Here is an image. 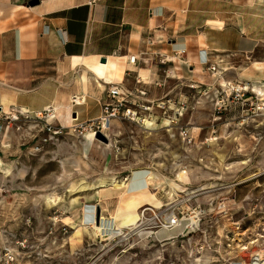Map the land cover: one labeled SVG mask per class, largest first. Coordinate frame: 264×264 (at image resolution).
Masks as SVG:
<instances>
[{"label":"rangeland","instance_id":"rangeland-1","mask_svg":"<svg viewBox=\"0 0 264 264\" xmlns=\"http://www.w3.org/2000/svg\"><path fill=\"white\" fill-rule=\"evenodd\" d=\"M240 60L238 69L228 76L238 81L230 83L238 90L248 87L247 82L260 86L264 69ZM205 76L206 80L200 79L203 87L197 89L176 88L177 80L170 78L160 97L150 98L151 103L144 89L145 99L136 100L151 109H137L142 117L150 118L148 123L112 121L108 147L97 134L88 147V134L93 131L73 126L81 123L68 119L78 109L73 103L41 116V112L7 113L0 132V264H222L211 263V255L199 260L195 259L198 255L191 256L199 244L198 236L190 243L187 237L175 240L171 232L159 231L154 225L132 229L136 223L120 228L110 219L102 233L91 225L97 209L100 215L104 209L97 198L99 189L126 190L124 179L131 180L143 170L151 171L150 189L155 193L161 186L162 201L167 204L172 202L174 183L185 187L191 176L215 179L223 161H244L242 171L250 164L263 167L264 88L248 87L238 95L224 91L228 82L217 75ZM142 77L147 79L146 72ZM168 99L186 105L176 125L169 116L177 104L161 107ZM46 122L56 133L44 128ZM180 127L190 129L193 145L182 141ZM185 165L187 174L181 172Z\"/></svg>","mask_w":264,"mask_h":264},{"label":"crops","instance_id":"crops-1","mask_svg":"<svg viewBox=\"0 0 264 264\" xmlns=\"http://www.w3.org/2000/svg\"><path fill=\"white\" fill-rule=\"evenodd\" d=\"M31 1L36 0H0V110L6 114L62 110L79 97L84 100L72 105L78 107L72 110L74 117L88 122L102 115L112 83L127 91L146 89L148 102L160 97L170 78L177 80L176 88L193 83L203 87L200 79L213 75L201 64L202 54L224 68L225 82L238 81L228 76L238 69L239 59L264 69V0ZM131 57H137L134 64ZM246 85L264 88V82ZM223 163L221 176H191L185 185L207 186L220 177L230 181L256 168L250 164L242 171L244 161ZM160 187L154 193L160 204L144 203L137 213L143 206L164 204ZM123 188L99 189L106 219L114 220L121 195L128 190ZM215 232L222 234L221 227Z\"/></svg>","mask_w":264,"mask_h":264},{"label":"built area","instance_id":"built-area-1","mask_svg":"<svg viewBox=\"0 0 264 264\" xmlns=\"http://www.w3.org/2000/svg\"><path fill=\"white\" fill-rule=\"evenodd\" d=\"M184 52L182 50L179 53ZM136 59L137 57L130 60L135 63ZM200 61L213 75L222 78L224 68L218 69L216 64H211L206 54L201 55ZM225 84L228 85L223 87L224 91L230 90L238 95L248 90L246 86L238 90L230 82ZM189 87L198 88L195 83L190 84ZM146 95L147 92L144 89L127 91L120 84L112 83L107 88L108 100L103 103L102 115L98 119L81 122L74 127L91 130L95 135L101 132L106 136L104 132L108 133L112 121L117 119L144 124L146 117H142L137 108L146 111L151 108L136 99ZM73 104L77 105L76 97L73 99ZM169 104L179 105L181 102L168 99L161 103V107L166 109ZM177 105L174 113L169 116L170 123L175 125L186 110L183 102L181 106ZM262 106L264 107V103ZM47 112L46 110L43 113L47 114ZM6 115L0 110V132L4 129ZM14 118L16 120L17 116ZM44 128L56 133L50 122H46ZM179 136L187 146L194 144V137L188 127H180ZM187 169L188 165H185L181 172L187 174ZM224 169L228 171L230 167ZM126 180L128 177L124 179ZM252 180L254 182L250 187L249 182ZM244 188L247 190L243 194ZM170 197L172 202L163 204L161 207L143 206L139 210L137 225L132 229L154 225V228L159 231L171 232L175 240L187 237L190 243L192 238L198 236L199 244L195 252H191V256L198 255L195 258L198 260L211 255L210 257L213 258L211 263L264 264V167L255 168L252 174L235 177L230 181L220 177L215 184L199 188H190L189 185H185L183 189H173ZM218 227H221L222 234L215 235V229Z\"/></svg>","mask_w":264,"mask_h":264},{"label":"bare ground","instance_id":"bare-ground-1","mask_svg":"<svg viewBox=\"0 0 264 264\" xmlns=\"http://www.w3.org/2000/svg\"><path fill=\"white\" fill-rule=\"evenodd\" d=\"M132 58H136V57H131L130 59ZM130 63H134V61L130 60ZM99 87L103 89L105 88V86L102 83H99ZM76 100L78 105H82L84 98L82 99L76 97ZM39 115L41 116L42 112L39 113ZM71 120L72 122L76 121L75 117L72 115H71ZM148 120L149 119L147 118L144 119V124L148 123ZM104 133L106 134L110 142L111 136L107 132ZM88 140H89V144H88L89 147L96 140L95 134L89 133ZM109 142L105 143L107 147L110 146ZM151 175H152L151 171L143 170V172H139L135 174L133 177H131V180L128 179L126 182H124V185L128 187V190L124 191L123 194L121 195L116 214L115 216H113L114 220L118 224V227L127 228L128 226L136 224L139 220V214L137 213V210L144 203H149L157 206L160 204L159 200L155 197L154 193L151 191L149 186V179L151 178ZM129 180L130 182L128 183ZM174 186L178 189H183V187L180 184L174 183ZM93 219L94 220L91 223L92 227L95 229L96 232L102 233V231L106 227L105 223H107L106 221H108L109 219H106L105 216H102V218H100V224L97 223L95 217Z\"/></svg>","mask_w":264,"mask_h":264},{"label":"water","instance_id":"water-1","mask_svg":"<svg viewBox=\"0 0 264 264\" xmlns=\"http://www.w3.org/2000/svg\"><path fill=\"white\" fill-rule=\"evenodd\" d=\"M35 2H37V0L31 1L30 4L35 5L36 4ZM102 61L105 62V59H102ZM97 139H100L101 141H104L105 143L109 142V139L104 134H102L101 132L97 133ZM100 216H101L100 215V209H97L96 221L98 224H100Z\"/></svg>","mask_w":264,"mask_h":264}]
</instances>
